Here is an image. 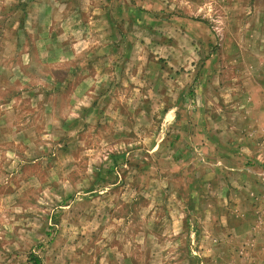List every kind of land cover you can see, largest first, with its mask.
I'll return each instance as SVG.
<instances>
[{"label": "rangeland", "instance_id": "1", "mask_svg": "<svg viewBox=\"0 0 264 264\" xmlns=\"http://www.w3.org/2000/svg\"><path fill=\"white\" fill-rule=\"evenodd\" d=\"M0 264H264V0H0Z\"/></svg>", "mask_w": 264, "mask_h": 264}, {"label": "trees", "instance_id": "2", "mask_svg": "<svg viewBox=\"0 0 264 264\" xmlns=\"http://www.w3.org/2000/svg\"><path fill=\"white\" fill-rule=\"evenodd\" d=\"M37 259L34 258V263H36Z\"/></svg>", "mask_w": 264, "mask_h": 264}]
</instances>
